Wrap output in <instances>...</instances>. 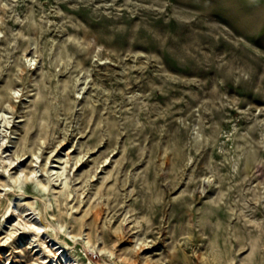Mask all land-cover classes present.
Returning a JSON list of instances; mask_svg holds the SVG:
<instances>
[{"label": "rangeland", "instance_id": "374dc122", "mask_svg": "<svg viewBox=\"0 0 264 264\" xmlns=\"http://www.w3.org/2000/svg\"><path fill=\"white\" fill-rule=\"evenodd\" d=\"M0 112V264H264V0H0Z\"/></svg>", "mask_w": 264, "mask_h": 264}, {"label": "bare ground", "instance_id": "6f19581e", "mask_svg": "<svg viewBox=\"0 0 264 264\" xmlns=\"http://www.w3.org/2000/svg\"><path fill=\"white\" fill-rule=\"evenodd\" d=\"M0 113H1V112H0ZM49 224H50V223H49ZM49 224L42 222L40 226L36 227V230H37V229H40V228H45V230H46V229H49V228L51 227V226L49 227ZM43 230H44V229H43ZM38 232H40V231H38ZM35 234H36V232H35ZM33 235H34V234H33ZM44 244H45V243H44ZM56 244H57V243H56ZM45 245H46V244H45ZM47 246H48V244H47ZM44 247H45V246H44ZM51 248H52V247H51ZM51 248H49V250H50ZM58 248H60V247H58ZM40 251H41V250H40ZM62 251H64V250L62 249ZM62 251H61V252H62ZM38 253H39V252H38ZM54 256H56V258L59 257L58 254H56V252H54ZM66 261H67V264H75V263H72L71 260H66ZM33 264H36V263H33Z\"/></svg>", "mask_w": 264, "mask_h": 264}]
</instances>
